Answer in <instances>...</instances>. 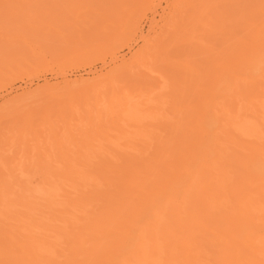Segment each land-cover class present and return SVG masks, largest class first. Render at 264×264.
<instances>
[{"label": "rangeland", "instance_id": "1", "mask_svg": "<svg viewBox=\"0 0 264 264\" xmlns=\"http://www.w3.org/2000/svg\"><path fill=\"white\" fill-rule=\"evenodd\" d=\"M256 1L0 0V206L38 214L48 202L66 207L56 188L84 190L82 173L127 170L145 142L179 139L243 39L250 45L246 12ZM132 15L138 31L126 39ZM164 19L171 28L161 36ZM75 80L90 83H65ZM33 90L35 99H21Z\"/></svg>", "mask_w": 264, "mask_h": 264}, {"label": "bare ground", "instance_id": "2", "mask_svg": "<svg viewBox=\"0 0 264 264\" xmlns=\"http://www.w3.org/2000/svg\"><path fill=\"white\" fill-rule=\"evenodd\" d=\"M246 13L250 45L243 39L226 79L203 92L179 139L145 142L127 170L65 176L83 185L95 179L83 192L71 185L48 190L66 207L48 202L49 213L38 214L33 206H0V224L15 223L0 229V264H264V0ZM130 18L126 39L138 31ZM161 27V36L171 28L166 19ZM36 91L21 99L31 101ZM52 220L64 225H48Z\"/></svg>", "mask_w": 264, "mask_h": 264}]
</instances>
